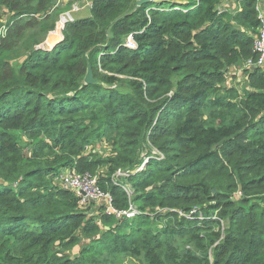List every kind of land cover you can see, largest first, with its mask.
Segmentation results:
<instances>
[{
    "label": "trees",
    "instance_id": "obj_1",
    "mask_svg": "<svg viewBox=\"0 0 264 264\" xmlns=\"http://www.w3.org/2000/svg\"><path fill=\"white\" fill-rule=\"evenodd\" d=\"M57 1L0 0V264H264V65L224 87L257 59L258 0H92L36 48L70 8ZM73 168L105 169L111 208L137 216L80 204L58 184ZM154 205L173 210L159 229Z\"/></svg>",
    "mask_w": 264,
    "mask_h": 264
},
{
    "label": "rangeland",
    "instance_id": "obj_2",
    "mask_svg": "<svg viewBox=\"0 0 264 264\" xmlns=\"http://www.w3.org/2000/svg\"><path fill=\"white\" fill-rule=\"evenodd\" d=\"M237 0H224L220 5H219V10L223 11L226 10V7H233L234 3ZM91 2L92 0H70V1H66V2H62V1H57V4L60 6H58L57 8L62 9V7L67 6L69 3L70 8L67 10H64L62 13L58 14V20L56 21L54 28L50 31H48L46 33V35L44 36L43 41L38 44L36 46V48H40L42 50H46V51H51L58 43H60L63 39L62 34L61 36L56 34V28L61 26L63 23V25H65L66 23L72 22L76 19L79 18H84V17H88L90 15V10H91ZM72 5V7H71ZM55 8V9H57ZM11 16L10 13H8L7 11H4L2 14V21L3 23H5L9 17ZM64 27V26H63ZM61 33V31H60ZM21 58L16 57L12 60L13 63L17 64L19 63V60ZM246 70L245 68V64L230 68L227 72V80L225 82L224 87L226 89H233L235 91H237L238 93H242V91L245 89L246 87V83H245V76H244V71ZM102 148L105 149V145H101ZM107 148V147H106ZM154 154H156L159 158H163V156L158 153V152H154ZM106 173V170L103 169L101 172H99L98 174H95V179L98 181L99 175ZM62 177V175H61ZM120 181H123V177L122 176H117ZM126 178V177H125ZM119 181V182H120ZM61 182V178L60 181H58L59 186ZM133 196V190L131 189V194L130 197ZM89 203L93 202V200H87ZM88 202H84L82 205L87 204ZM96 207H106L107 211H109V207L108 205L104 204L102 201H95ZM102 205V206H101ZM168 210L173 211L171 208H166V207H161L158 205H154L153 206V215L156 214H161L163 217L160 219L159 221V228H162L163 225L165 224V222L167 221L166 218H164V216L166 215V213L168 212ZM179 215H184L182 212L179 211ZM188 215V214H185ZM137 216V215H136ZM135 215L131 218H134ZM120 218V217H118ZM201 220H203V217L201 218ZM200 220V221H201ZM223 227H226V224L222 225ZM91 240L92 239H87V240H81V244L77 245L74 249H72V251L70 252V255L72 256L73 253H75L82 245L84 244H91ZM68 254V253H66ZM61 256V254H60ZM104 259L101 261V264H144L143 260H142V256H138V257H134L132 255H130L127 252L124 253H106L102 256Z\"/></svg>",
    "mask_w": 264,
    "mask_h": 264
},
{
    "label": "built area",
    "instance_id": "obj_3",
    "mask_svg": "<svg viewBox=\"0 0 264 264\" xmlns=\"http://www.w3.org/2000/svg\"><path fill=\"white\" fill-rule=\"evenodd\" d=\"M62 2L70 1V0H59ZM171 1V0H170ZM197 1V0H196ZM258 10V19L260 20L261 26L258 32V35L255 38L254 41V46L253 50L254 53L257 56L256 61L254 60H249L245 68H251L253 66H262L264 65V14L260 11L259 6H257ZM64 24V23H63ZM62 24V25H63ZM127 46L128 47H134V44L128 40L127 41ZM144 166V165H143ZM142 167H140L136 172L140 171ZM61 177V185L65 188H68L74 192L76 197L80 199V204H83L87 200H93V201H102L104 204L108 205L109 211H106L108 213H113L117 214V217H127L131 218L134 215H137L139 212L137 209L130 207L128 211H123V212H116L111 208V197L108 193H103L98 185H97V180L95 177L91 176L90 174H79L77 173L76 169L73 168L71 170L64 171ZM122 176V177H127V174L117 172L116 176ZM124 192L130 197L131 194V188L129 185L126 183L122 186ZM197 209H193V211L190 213L194 214L196 213ZM189 214L188 215H183L185 218H191ZM201 215L199 220H201Z\"/></svg>",
    "mask_w": 264,
    "mask_h": 264
},
{
    "label": "water",
    "instance_id": "obj_4",
    "mask_svg": "<svg viewBox=\"0 0 264 264\" xmlns=\"http://www.w3.org/2000/svg\"><path fill=\"white\" fill-rule=\"evenodd\" d=\"M155 0H138L136 2V7H141L144 4L150 3V2H154ZM84 82L86 84H97L100 83L99 81L95 80L93 78V74H92V68H91V64L89 61H87V69H86V75L84 78ZM212 193L214 194L215 191L213 190Z\"/></svg>",
    "mask_w": 264,
    "mask_h": 264
},
{
    "label": "crops",
    "instance_id": "obj_5",
    "mask_svg": "<svg viewBox=\"0 0 264 264\" xmlns=\"http://www.w3.org/2000/svg\"><path fill=\"white\" fill-rule=\"evenodd\" d=\"M258 6L260 11L264 14V0H258ZM226 8L232 9L233 7H226Z\"/></svg>",
    "mask_w": 264,
    "mask_h": 264
},
{
    "label": "bare ground",
    "instance_id": "obj_6",
    "mask_svg": "<svg viewBox=\"0 0 264 264\" xmlns=\"http://www.w3.org/2000/svg\"><path fill=\"white\" fill-rule=\"evenodd\" d=\"M56 34L59 35L60 34V26L56 28Z\"/></svg>",
    "mask_w": 264,
    "mask_h": 264
}]
</instances>
